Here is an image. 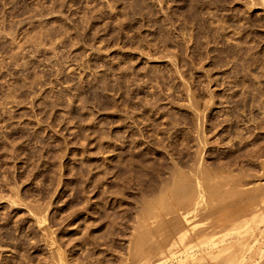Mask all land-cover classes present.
<instances>
[{
    "label": "rangeland",
    "instance_id": "374dc122",
    "mask_svg": "<svg viewBox=\"0 0 264 264\" xmlns=\"http://www.w3.org/2000/svg\"><path fill=\"white\" fill-rule=\"evenodd\" d=\"M247 1L0 0V264H134L141 189L189 168L200 123L206 165L240 179L241 117L264 111V7Z\"/></svg>",
    "mask_w": 264,
    "mask_h": 264
},
{
    "label": "bare ground",
    "instance_id": "6f19581e",
    "mask_svg": "<svg viewBox=\"0 0 264 264\" xmlns=\"http://www.w3.org/2000/svg\"><path fill=\"white\" fill-rule=\"evenodd\" d=\"M244 5H249L251 8L255 6L257 7V5L264 7V0H248ZM249 50L251 52V49L241 48V63L244 61L243 65L248 63L249 60L251 61V59L248 58ZM253 61L252 63L258 62L255 58ZM243 65L241 67H243ZM247 72L249 73L248 70ZM262 78L264 77L262 76ZM255 88H257V86ZM242 90L241 92H243ZM246 92L244 91V93ZM250 96H252V94ZM252 98L253 97H251V102L253 99L254 102H258L256 100L259 98V96L257 98ZM259 99V102H261V97ZM246 100L247 99L245 98V101ZM191 102L192 101H190V103ZM247 104L249 103L246 102V105ZM258 104L259 103H257L255 107H258ZM190 105L194 106L192 104ZM246 105L244 107H246ZM251 109H253V107ZM192 110L195 109L192 107ZM263 112L258 115L261 117L256 115L258 112L255 114L251 112V115H248V113L247 115L243 114L244 117H241V138H239L241 139V168H239V166L237 167L239 168L238 173L241 175L239 176L240 179L238 178V175H233L235 174L233 171L234 168L231 170V167L234 165H231L232 163L229 162V158V161L226 160L230 163L228 166L217 165L218 167H210L206 165V160L204 161L203 158V147L206 146L205 144H207L205 143V139L207 140V138L205 137L204 139V133H198L199 130L200 132L201 130H204L202 127L203 125L201 126L200 123L198 124L200 128L197 126L198 131H195L197 132V135H199L196 136V139H199L198 141L196 140L199 144H197L198 146L195 145L197 146V149L194 154L197 153V155L194 158L195 160L189 164L192 166L187 164L189 168L186 167L187 170H185L183 167L185 168L186 163L184 164L185 166H183L180 165L182 162H180L179 159L178 162L180 163L171 161V166L168 164L167 165L170 167L166 166L167 169L169 168V171L167 174L165 173V177L163 174L162 177H154V181L152 180L153 182L150 185V189H148L149 186L148 188H145L148 190L144 191V187L141 189L143 192H141V200H139L138 204L136 205L135 220L133 225H130L132 226V231L134 233L131 234V240L128 241L130 246H134V250L132 249L133 247L130 248V246H128L129 250L132 249L134 253L133 255L137 258V260L140 259L139 261H135V259H133V255H131L132 250H128L129 255L132 256L131 258L132 261H134V264H164L168 257L174 259L173 264H258L259 260H262L261 262H263L264 243H262V241H264V149L263 146H261L262 144H258L257 142L260 135H262L261 131L264 130V116L262 117ZM203 114L205 115V113ZM199 115H201V113ZM204 115H201L200 117H204ZM198 116L196 115V119L199 118ZM197 122L199 123V121ZM156 142L159 141L156 140ZM175 158L177 157L175 156ZM231 161L234 162L235 160L232 159ZM161 163L159 162L160 165ZM153 174L157 175L155 171ZM10 201L14 202L15 199L11 198ZM134 201L137 202L136 200ZM35 207L38 209L37 206H34L32 209L33 212L36 211ZM223 210L232 211L233 214L241 213V217L239 215L240 219L238 220L236 218L237 215H235V219H237V221L234 219V222H230L233 223L232 225L229 222V224L225 223L231 219H227V221L223 222L225 224H222L220 215ZM40 211L44 212L43 209ZM40 211L38 210V213L36 214H39ZM29 212L34 215L31 210H29ZM42 216L47 218V214H42ZM33 217L35 218L34 220L38 222V224L43 225V223H39L41 222L40 220H42L41 218L38 216ZM45 217H43L44 220H46ZM38 219L40 220L38 221ZM47 221L49 222V220ZM47 221H44V224H47ZM223 225H225L224 228L228 225L231 227L228 226L230 228L220 230ZM43 226H45V229L47 228V225ZM47 230L49 232V229ZM47 235L49 236L46 237V243L50 241L48 238H51L50 236L54 234L47 233ZM234 237H237V240L235 239V243L232 241V238ZM48 244H50V242H48ZM57 254L61 257H59ZM57 254H55L58 256L56 258H60L59 260L61 261H58L57 259L59 262L58 263L54 258L55 256H53V260L55 259V261H53L54 263L51 264H60L61 262L62 264H67L69 259L66 257V255H64L62 251L59 253L57 252Z\"/></svg>",
    "mask_w": 264,
    "mask_h": 264
}]
</instances>
